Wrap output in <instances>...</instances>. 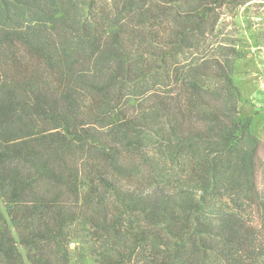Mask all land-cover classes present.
<instances>
[{
	"label": "trees",
	"instance_id": "trees-1",
	"mask_svg": "<svg viewBox=\"0 0 264 264\" xmlns=\"http://www.w3.org/2000/svg\"><path fill=\"white\" fill-rule=\"evenodd\" d=\"M250 1L0 0V264H264Z\"/></svg>",
	"mask_w": 264,
	"mask_h": 264
},
{
	"label": "rangeland",
	"instance_id": "rangeland-1",
	"mask_svg": "<svg viewBox=\"0 0 264 264\" xmlns=\"http://www.w3.org/2000/svg\"><path fill=\"white\" fill-rule=\"evenodd\" d=\"M220 20L215 33L216 42L233 43L237 50L246 56L236 62L234 82L242 94V109L252 118L253 128L262 142L259 152L257 181L264 184V60L262 56L249 57L251 49L264 47V0H252L241 7H224L219 10ZM262 21L254 24L253 17ZM253 27L250 28V24ZM256 37L258 39L256 40ZM246 219L256 223L258 214L255 208H244Z\"/></svg>",
	"mask_w": 264,
	"mask_h": 264
},
{
	"label": "built area",
	"instance_id": "built-area-1",
	"mask_svg": "<svg viewBox=\"0 0 264 264\" xmlns=\"http://www.w3.org/2000/svg\"><path fill=\"white\" fill-rule=\"evenodd\" d=\"M252 21L254 24H259L262 21V18L260 16L253 17ZM250 58L251 57H256V56H262V59L264 60V47L262 48H253L251 49V52L249 54ZM264 68V65H263ZM263 78L260 79L261 82H263Z\"/></svg>",
	"mask_w": 264,
	"mask_h": 264
},
{
	"label": "crops",
	"instance_id": "crops-1",
	"mask_svg": "<svg viewBox=\"0 0 264 264\" xmlns=\"http://www.w3.org/2000/svg\"><path fill=\"white\" fill-rule=\"evenodd\" d=\"M250 57V56H249Z\"/></svg>",
	"mask_w": 264,
	"mask_h": 264
}]
</instances>
